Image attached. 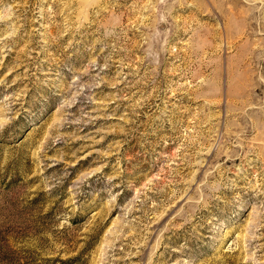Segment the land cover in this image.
<instances>
[{
	"label": "rangeland",
	"instance_id": "obj_1",
	"mask_svg": "<svg viewBox=\"0 0 264 264\" xmlns=\"http://www.w3.org/2000/svg\"><path fill=\"white\" fill-rule=\"evenodd\" d=\"M0 264H264V0H0Z\"/></svg>",
	"mask_w": 264,
	"mask_h": 264
}]
</instances>
